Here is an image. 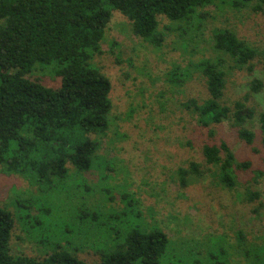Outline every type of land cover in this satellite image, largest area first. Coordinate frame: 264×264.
<instances>
[{"label": "rangeland", "instance_id": "374dc122", "mask_svg": "<svg viewBox=\"0 0 264 264\" xmlns=\"http://www.w3.org/2000/svg\"><path fill=\"white\" fill-rule=\"evenodd\" d=\"M238 2L216 0L201 8L203 15L194 19L188 35L193 40L187 45L178 21L158 17L164 39L157 46L135 35L129 18L113 11L102 51L92 60L112 85L110 127L103 134H91L99 142L92 167L79 172L68 162L66 178L43 186L0 167V206L15 220L14 254L43 258L54 249L67 248L97 264V238L106 236L107 227L120 219L130 218L135 206L139 220L169 235L168 258L184 256L181 253L189 249L202 256L208 248L222 246L227 264L264 262V133L258 117L247 125L256 132L252 144L240 138L237 127L228 121L200 125L183 102L208 96L205 77L194 68L179 85L170 79L175 66L185 68L201 55L213 54L212 31L228 28L253 46L257 55L251 60L252 73L228 61L224 102L232 104L250 93L254 78L264 84V1ZM31 77L49 86L60 84V78L39 63ZM248 103L258 116L264 112V85L250 95ZM222 140L238 160L251 162L249 168L237 169L239 182L234 187L223 185L218 167L208 164L203 154L205 143ZM191 161L200 163L204 173L199 178L187 175L182 185L178 169ZM252 191H258L259 198L249 199ZM129 197L135 201L132 207ZM24 206L30 219L23 216ZM34 216L42 222H33ZM63 222L70 223L66 236Z\"/></svg>", "mask_w": 264, "mask_h": 264}, {"label": "trees", "instance_id": "16d2710c", "mask_svg": "<svg viewBox=\"0 0 264 264\" xmlns=\"http://www.w3.org/2000/svg\"><path fill=\"white\" fill-rule=\"evenodd\" d=\"M233 1L246 5L253 0ZM215 3L216 0H0L1 170L43 186L66 178L68 162L79 172L92 167L99 142L91 134H103L109 129L112 109L111 81L92 60L102 51L101 43L114 10L129 18L135 35L157 46L164 39L158 17L178 21L186 39L183 44L187 45L193 40L188 35H192L194 19L203 15L201 8ZM257 8H262L261 4ZM209 43L213 54H203L185 68L175 66L170 79L179 85L195 68L206 79L208 96L201 100L189 98L183 105L200 125L228 121L237 127L240 138L252 144L256 132L247 125L258 117L264 133V112L258 116L248 101L251 94L262 89L263 80L254 78L250 93L232 104L224 102L223 95L228 61L252 73L255 68L251 60L257 50L228 28H215ZM38 63L60 78L58 86L31 77ZM203 154L208 164L218 167V177L227 187L238 184L237 169L251 165L249 160H238L225 140L205 143ZM177 173L185 185L187 175L199 178L204 170L200 163L191 161ZM259 196L258 191L248 194L251 200ZM128 201L132 207L135 201L132 197ZM133 207L130 218L120 219L107 227L106 236L97 238V264H227L222 246L208 248L202 256L189 249L181 253L184 256L168 258L169 235L139 220L140 212ZM23 216L30 219L28 209ZM34 221L42 222L36 216ZM69 224H62L64 236L71 230ZM14 225L12 213L0 206V264H93L67 248L54 249L43 258L14 254ZM258 262L264 264L261 259Z\"/></svg>", "mask_w": 264, "mask_h": 264}]
</instances>
